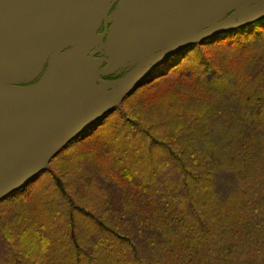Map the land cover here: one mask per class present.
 Returning <instances> with one entry per match:
<instances>
[{"label":"trees","instance_id":"trees-1","mask_svg":"<svg viewBox=\"0 0 264 264\" xmlns=\"http://www.w3.org/2000/svg\"><path fill=\"white\" fill-rule=\"evenodd\" d=\"M253 25L184 50L1 199L0 264H264V19Z\"/></svg>","mask_w":264,"mask_h":264},{"label":"flooded vegetation","instance_id":"flooded-vegetation-1","mask_svg":"<svg viewBox=\"0 0 264 264\" xmlns=\"http://www.w3.org/2000/svg\"><path fill=\"white\" fill-rule=\"evenodd\" d=\"M243 1L17 0L16 18L7 24L9 28L0 25V83L31 87L49 76L47 83L31 96L34 101L30 111H34L26 114L23 101L8 103V97L23 99V95L0 89V180L23 169V145L4 150L3 144L8 139L29 131L49 114L63 110L33 137L28 154L34 153L76 121L83 97L89 91L123 81L116 87L105 88L87 104L79 129L69 137L71 141L78 138L89 127L97 125L102 110L118 95L121 96L115 103L169 68L193 45L156 63L146 64L147 59L221 22ZM263 1L251 5L225 31L236 29L240 24L254 27L256 21L246 22L264 14ZM0 12L6 15L2 1ZM183 14L187 16L169 21L172 16ZM247 15L252 17L245 18ZM8 34L13 38L7 41ZM85 35L93 38L57 53L63 44ZM13 104L15 106L10 108ZM9 154L11 160L18 156L8 169L6 158ZM36 172L39 166L32 170ZM5 197L6 194L0 199Z\"/></svg>","mask_w":264,"mask_h":264},{"label":"water","instance_id":"water-1","mask_svg":"<svg viewBox=\"0 0 264 264\" xmlns=\"http://www.w3.org/2000/svg\"><path fill=\"white\" fill-rule=\"evenodd\" d=\"M258 1L259 0H245V1H243L237 7L236 11L232 15H230L229 17L225 18L221 22H219V23H217V24H215L209 28L201 30L200 32H198L196 34H193L189 37H185L184 39L180 40L175 45L166 49L165 51L151 56L149 59L146 60L145 63L146 64L147 63H156L159 60H162V59H165L169 56H172L173 54H175L179 50L186 49L187 47L195 45L196 43H199V42L204 41L208 38H211L215 35L226 32L227 30L225 31V29H227L231 24H233L241 16V14L245 10H247L251 5H253L254 3H256ZM262 12H264V11H262ZM185 16H187V15L186 14L174 15L169 19V21H173V20H176L179 18H183ZM251 17H249V18H251ZM261 19H264V14H262V15L260 14V15L253 17L251 20L247 21L246 24H248L249 22H252V21L253 22L259 21ZM152 25H154V23L149 24L148 26H152ZM239 26L240 27L245 26V24H240ZM239 26H237V27H239ZM91 38H93V36L85 35V36H79L77 38L71 39L68 43L63 44L57 50V53H59L60 51L65 49L67 46L74 45L78 42H83V41L89 40ZM47 76H49V75H47ZM47 76L43 79V81H41L39 84H37L35 86L15 87V86L7 85L4 83H0V89L3 91H6L8 93H11V94L23 95L24 97H26L29 95H33L38 90H40L47 83V81H48ZM122 83H123V81L110 83V84L104 85L103 87L96 88V89L89 91L83 97V106H82L81 112L79 113V116L76 119V121L69 128H67L63 133H61L59 136H57L56 138L52 139L51 141H49L46 144H43L41 147H39V149L36 150L34 153L28 154V151H30L31 146L34 143V138H35L34 136L37 135V132H39L44 127V125H46L48 122H51L52 120H54L55 117H57L59 114H61L63 110H58V111H55V112L49 114L47 117H45V118L41 119L39 122H37L29 131L24 132L23 134H21L17 137H12V138L8 139L7 142L3 144L4 150L5 149L10 150L17 145H23V150H24V153L26 152V155H24V153H23V164H22L23 169L22 170H20L18 173H16V172L10 173L0 180V196H3L5 194L7 196L8 194H11L12 192H14V190L16 191V190L20 189L21 186H23L29 180H31L32 177L38 173V172L32 173V170L36 166L40 167L41 162L44 159L52 157L55 153H57L58 151L63 149V147L71 141V139L69 137L71 135H73L79 129L80 124H81L83 117L85 115V112H86L85 110H86L87 104H89V102H91L93 100V98H95L98 94L104 92L106 90L105 88L116 87ZM120 96L121 95H118L116 100H118V98ZM116 100L114 102L110 103V107H108V105H107L108 109H106V112L108 110H110L115 105ZM105 113H101L102 114L101 117Z\"/></svg>","mask_w":264,"mask_h":264},{"label":"rangeland","instance_id":"rangeland-1","mask_svg":"<svg viewBox=\"0 0 264 264\" xmlns=\"http://www.w3.org/2000/svg\"><path fill=\"white\" fill-rule=\"evenodd\" d=\"M0 1H2L3 2V7L6 9V15H7V17H6V15L5 16H3V14L0 12V25H2V27L3 28H9V26L10 25H7V24H10L12 21L11 20H13L14 18H16V1L17 0H0ZM15 5V6H14ZM262 10L264 11V1H263V4H262ZM249 17H251L250 15H247V16H245V18H249ZM4 25V26H3ZM10 38H13L12 37V35H10V34H8V36H7V41L10 39ZM229 64H228V69H231V70H235L236 69V66H237V60L236 59H230L229 60ZM235 71H233V73H232V75L234 74L235 75ZM237 75V74H236ZM205 85L208 87V85H209V83L207 82V81H205ZM221 85H223V86H221ZM214 86H217L218 88H221V91H222V93L223 94H228V96L230 95V94H233V87H232V91L230 90V88H229V84H228V87L227 86H225L224 85V82L223 81H221V82H219V81H216L215 83H214ZM145 88H147V86H145V87H143V90L145 89ZM150 90H151V88H149ZM157 90V89H156ZM148 92V91H147ZM161 92L162 91H160V92H155V93H153V91H150V92H148L149 93V95L151 94V96H159V94H161ZM229 92H231V93H229ZM30 97H24L23 99H21V98H10V97H8V103H12V102H16V101H23V106H24V108H23V112L26 114V113H28L29 111H30V105H31V103L34 101V98L33 97H31L32 95H29ZM116 104V103H115ZM15 106V104H13V105H9V107L10 108H13ZM108 107H110V104L108 105ZM108 107H105L103 110H102V112L101 113H105L106 112V109H108ZM213 109H214V107H212V112H213ZM34 110H31L30 112H33ZM212 114V113H211ZM204 120V118H202L201 117V121H203ZM198 131H199V128H198ZM200 132V131H199ZM133 134L135 135V133H133V132H130L129 131V129L128 128H126V130H125V137L126 138H128L127 136H129V138H128V141L129 140H132V141H134V139H135V141H134V144H136V145H140V148L141 147H143V145H144V141H142V140H140V137H137V138H135L134 136H133ZM200 135H202V134H200ZM204 138V136L202 135V137L201 138H199L198 139V144H197V146H200L201 148H203V149H205L206 151H207V149H209V146L210 145H212L211 143H210V141L209 140H201V139H203ZM191 139L192 138H190V139H188V141H190L191 142ZM140 151V150H139ZM187 154H188V157L189 158H191L192 159V161H193V158H195L194 156H193V154H191V156H190V153L192 152V149L191 148H189L187 151ZM24 155H26V153H24ZM156 155L157 154H155V156H152V160H147V159H144L143 157H141V155L139 156V157H141V158H143V160H146V161H142L143 163H145V164H142V165H146V164H148V162H150L151 163V161L153 162L155 159H156ZM16 156H18V155H15V158H16ZM202 156V155H201ZM139 157H137V158H139ZM15 158L13 159V160H11V154H9L8 156H7V158H6V164H7V168L9 169L11 166H13L14 165V160H15ZM229 158V157H228ZM162 160H163V158H162ZM50 161V158H46V159H44L42 162H41V165H46L48 162ZM167 161V162H166ZM166 162V163H165ZM103 163H105L106 165H109L110 164V161H108L107 159H104L103 160ZM166 164V166H168V167H166L165 168V166H163L162 168H161V170H160V172H162V173H164V172H166L167 170L169 171V172H173V173H178V171H177V167H176V165L172 162V163H170L168 160H167V158H164V160H163V162H162V165L163 164ZM88 168H91V166L89 167L88 166ZM93 168V167H92ZM94 169V168H93ZM146 170V168H145V166H144V168H143V171H145ZM177 175V174H176ZM34 177V176H33ZM32 177V178H33ZM25 185V184H24ZM23 185V186H24ZM98 185L99 184H96V187H93V190L95 189H97L98 188ZM224 182H222L221 181V183L218 185V186H216L215 187V189H216V191H220V189H223L224 188ZM23 186H21L20 187V189L23 187ZM192 189L194 190V189H196V185H193L192 186ZM14 192H15V190H14ZM92 192V191H91ZM110 195H113V193H110ZM113 197V199L111 200V205L112 206H114V209H116V208H120V201H121V198H119V200H117L118 199V197L116 198V196H115V194L112 196ZM210 215H206V216H202L201 218H202V220L203 221H205V220H207V218H209V219H211L213 216H210ZM12 218H14V216L12 217ZM85 224H83V223H78V227H83L84 229H86L87 230V232H91L90 231V228H88V227H86L85 228V226H84ZM95 233V232H94ZM97 233V232H96ZM95 235H98V234H95ZM91 236V235H90ZM92 237V236H91ZM155 241H157V245L159 244V241H160V239H158V238H156L155 237ZM154 243V244H155ZM157 245H153V248H157ZM3 247V245L0 243V253H1V248ZM156 252V251H155ZM155 254V253H154ZM157 258V256H155V259ZM151 259H152V257H151ZM155 262L156 261H158V259H156V260H154Z\"/></svg>","mask_w":264,"mask_h":264}]
</instances>
